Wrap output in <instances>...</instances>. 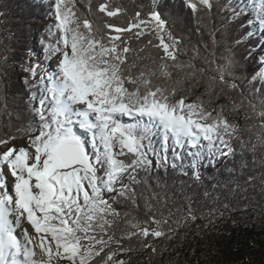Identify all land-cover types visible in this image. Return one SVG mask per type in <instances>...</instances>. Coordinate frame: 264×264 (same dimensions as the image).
<instances>
[{"label": "snow or ice", "instance_id": "1", "mask_svg": "<svg viewBox=\"0 0 264 264\" xmlns=\"http://www.w3.org/2000/svg\"><path fill=\"white\" fill-rule=\"evenodd\" d=\"M217 4L227 29L241 35L224 63L208 61L214 70L182 60L183 38L174 31L181 6L211 13L213 0H150L122 25L112 18L127 8L115 0L96 5L99 24L77 0H49L54 25L35 61H17L5 47L0 74L19 65L31 118L14 131L0 125V264H132L137 252L151 264L163 251L157 240L171 241L201 218L204 229L224 218L228 204L201 217L191 201L158 208L155 195L141 215L138 193L141 172L153 168L202 183L211 168L243 180L249 153L264 166V44L257 67L236 76L248 72L240 60L255 55L238 56L236 48L257 30L264 37V0ZM255 180L249 174L244 184ZM229 191L247 188L236 182Z\"/></svg>", "mask_w": 264, "mask_h": 264}, {"label": "trees", "instance_id": "2", "mask_svg": "<svg viewBox=\"0 0 264 264\" xmlns=\"http://www.w3.org/2000/svg\"><path fill=\"white\" fill-rule=\"evenodd\" d=\"M99 2L100 0H91V13H88L89 0H77V6L99 24L104 19L96 15V5ZM115 2L127 8L126 15L119 19L112 18L113 23L122 25L141 5L146 9L150 0ZM226 2L227 0H220V3ZM175 3L180 4V0H175ZM213 3L211 13L193 14L181 6V19L174 28L176 35L182 37L184 42L185 54L181 59L194 57L197 67L205 66L210 70L215 69L216 63L208 64V61L215 57L216 61L224 63V58L230 54V47L235 46V39L241 35L239 28L231 32L227 29L226 17L220 11L217 0H213ZM48 9L49 0H0V53L7 46L17 54L13 59L27 61L31 55L34 62L35 55L41 51V39L46 37L47 29L54 25V17ZM260 44H264V40L260 30H257L251 40L245 37L244 43L236 48L238 56L247 57V49H252L255 53L251 59L240 60L239 67L248 68V72H236L241 80L257 67ZM197 47L199 56H195L193 51ZM33 49L35 52L31 51ZM11 62L10 60L9 63ZM0 79V125L10 124L13 127L3 130L14 131L15 127H21L31 118L28 86L24 83V73L18 64L14 69L10 67L6 74H0ZM239 157L238 148V169ZM246 159L248 169L243 173V180L238 179L235 174L229 175L223 168L202 170V183H193L188 176L171 167L167 170L153 168L151 172H141L140 179L144 181L138 187V193H143L139 200L141 215L145 200L154 195L160 198L158 203L155 199L152 200L158 208L166 200L173 211L185 207L191 201L196 214L201 217H207L210 210H222L225 204L229 206V211L224 212V218H217L213 227L204 229L203 225L207 220L201 218L190 227L180 228L179 235L173 240H157L156 246L163 251L153 257L151 264H264V184L261 179L264 177V166L260 164L259 157L253 162L250 153ZM249 174L256 178L254 184H244ZM236 182L246 187L247 191L230 192L229 189ZM226 184L227 188L224 187ZM213 185L218 186L213 189ZM205 192L209 195L205 196ZM197 225L200 230H197ZM132 264H148L147 254L134 253Z\"/></svg>", "mask_w": 264, "mask_h": 264}, {"label": "rangeland", "instance_id": "3", "mask_svg": "<svg viewBox=\"0 0 264 264\" xmlns=\"http://www.w3.org/2000/svg\"><path fill=\"white\" fill-rule=\"evenodd\" d=\"M261 31V30H260ZM263 40H264V37H263ZM18 143H20V141H18Z\"/></svg>", "mask_w": 264, "mask_h": 264}]
</instances>
